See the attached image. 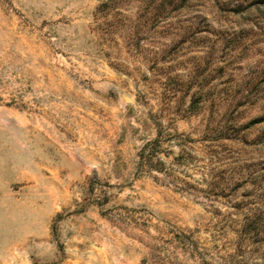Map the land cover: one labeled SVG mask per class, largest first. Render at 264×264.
<instances>
[{"label": "rangeland", "instance_id": "rangeland-1", "mask_svg": "<svg viewBox=\"0 0 264 264\" xmlns=\"http://www.w3.org/2000/svg\"><path fill=\"white\" fill-rule=\"evenodd\" d=\"M0 264H264V0H0Z\"/></svg>", "mask_w": 264, "mask_h": 264}, {"label": "trees", "instance_id": "trees-1", "mask_svg": "<svg viewBox=\"0 0 264 264\" xmlns=\"http://www.w3.org/2000/svg\"><path fill=\"white\" fill-rule=\"evenodd\" d=\"M156 142L157 139H154L153 141H148L140 150L139 158L143 165L149 166L151 164Z\"/></svg>", "mask_w": 264, "mask_h": 264}]
</instances>
